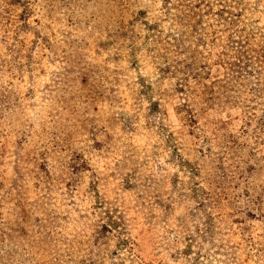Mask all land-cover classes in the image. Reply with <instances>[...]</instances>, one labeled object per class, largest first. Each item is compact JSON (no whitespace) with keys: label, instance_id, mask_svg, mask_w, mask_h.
Instances as JSON below:
<instances>
[{"label":"rangeland","instance_id":"rangeland-1","mask_svg":"<svg viewBox=\"0 0 264 264\" xmlns=\"http://www.w3.org/2000/svg\"><path fill=\"white\" fill-rule=\"evenodd\" d=\"M0 264H264V0H0Z\"/></svg>","mask_w":264,"mask_h":264}]
</instances>
